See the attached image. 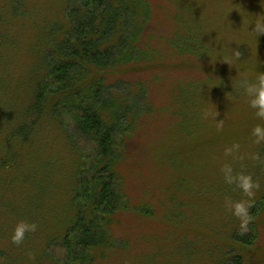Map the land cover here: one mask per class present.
I'll use <instances>...</instances> for the list:
<instances>
[{
	"label": "rangeland",
	"instance_id": "1",
	"mask_svg": "<svg viewBox=\"0 0 264 264\" xmlns=\"http://www.w3.org/2000/svg\"><path fill=\"white\" fill-rule=\"evenodd\" d=\"M145 1L150 16L138 47L148 58L126 66L123 77L148 88L149 109L126 139L113 205H98L118 207L104 240L119 246L96 264H217L240 225L225 199H248L226 183L225 165L259 184L244 233L253 231L252 245L241 255L243 264H264V141L252 134L264 120L238 86L241 73L254 81L264 71V35L249 32L264 4ZM63 17V0H0V264H34L46 247L67 259L70 250L53 238L68 227L79 185L96 178V147L77 131L75 111L58 109L54 119L30 108L37 49ZM236 51L239 59L225 63ZM235 144L239 149L226 154ZM20 221L37 229L17 245L11 236ZM81 237L78 230L70 238L78 251Z\"/></svg>",
	"mask_w": 264,
	"mask_h": 264
},
{
	"label": "trees",
	"instance_id": "2",
	"mask_svg": "<svg viewBox=\"0 0 264 264\" xmlns=\"http://www.w3.org/2000/svg\"><path fill=\"white\" fill-rule=\"evenodd\" d=\"M63 1V20L48 27L47 39L37 49L32 71L36 85L30 108L54 119L58 109L75 111L77 131L91 136L96 147V178L79 185L68 227L53 238L55 244L59 240L58 245L70 250L65 253L67 259L57 260L46 247L34 264H96L99 256L102 259L108 250L119 246L118 242L112 245L104 240L107 223H112L118 207L107 212L100 211L98 205H113L110 189L126 155V139L135 133L149 109L148 88L142 83H127L123 73L126 66L148 58L138 46L150 6L145 0ZM114 73L116 81L109 79ZM19 132L17 135L23 134ZM78 230L82 232L80 251L70 239ZM245 232L240 225L233 230L231 237L236 236L232 246L219 251L217 264H228L231 259L234 264H243L242 248L244 251L252 245L253 237V231L248 232L250 237H244ZM234 243L238 248L233 247Z\"/></svg>",
	"mask_w": 264,
	"mask_h": 264
},
{
	"label": "clouds",
	"instance_id": "3",
	"mask_svg": "<svg viewBox=\"0 0 264 264\" xmlns=\"http://www.w3.org/2000/svg\"><path fill=\"white\" fill-rule=\"evenodd\" d=\"M264 4V0H260V6ZM252 25V30L249 31L255 34L256 39L264 35V14H256L253 21L249 23ZM248 25V29H249ZM240 53L236 51L234 56L229 59L225 58V63H231L239 59ZM239 88L243 89L244 93L248 97V104L251 108L255 109V115L264 120V71H258L254 81L241 73V79L238 81ZM207 115V114H205ZM218 115V113H217ZM217 127H223V121L217 122ZM252 134L256 137V143L264 141V127L257 125L253 128ZM234 149H239V145L235 144L231 148L225 150L226 154H232ZM257 157H253L256 159ZM224 173L225 181L228 184H234L240 189L245 197L248 199L232 200L231 197L225 199V207L229 209L233 216L237 217L240 221V228L243 231H247V226L251 219L249 215V209L252 206L251 198L255 195L254 190L259 188V184L255 182L251 175L244 174L243 172L236 173L233 175V169L230 165H225L222 168ZM37 225L35 223H27L24 221L18 222L11 236L13 243L19 245L25 238L27 232H35Z\"/></svg>",
	"mask_w": 264,
	"mask_h": 264
}]
</instances>
